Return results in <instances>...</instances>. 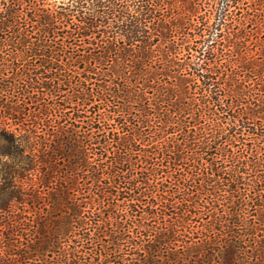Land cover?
<instances>
[{
    "label": "trees",
    "instance_id": "1",
    "mask_svg": "<svg viewBox=\"0 0 264 264\" xmlns=\"http://www.w3.org/2000/svg\"><path fill=\"white\" fill-rule=\"evenodd\" d=\"M0 264H264V0H0Z\"/></svg>",
    "mask_w": 264,
    "mask_h": 264
},
{
    "label": "rangeland",
    "instance_id": "2",
    "mask_svg": "<svg viewBox=\"0 0 264 264\" xmlns=\"http://www.w3.org/2000/svg\"><path fill=\"white\" fill-rule=\"evenodd\" d=\"M236 11L238 10H234V12ZM238 14L234 16L236 17L238 16ZM231 27L236 35L235 37H233V40L237 41L238 39H241L242 44L246 48L245 51L247 50L246 53H255V51L257 50V42L260 41L263 37L262 31L260 29L255 28L253 24H250V22H248V20L243 21L242 24L232 21ZM241 48V45L234 43L233 49L240 52Z\"/></svg>",
    "mask_w": 264,
    "mask_h": 264
}]
</instances>
